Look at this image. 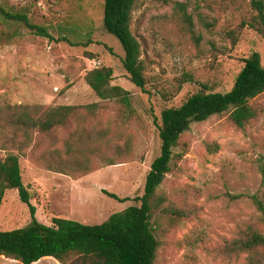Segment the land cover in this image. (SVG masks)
Masks as SVG:
<instances>
[{
	"label": "rangeland",
	"instance_id": "1",
	"mask_svg": "<svg viewBox=\"0 0 264 264\" xmlns=\"http://www.w3.org/2000/svg\"><path fill=\"white\" fill-rule=\"evenodd\" d=\"M251 2L136 0L131 31L145 65L142 92L126 77L120 45L103 29V0H0L5 13L26 15L52 38L35 36L0 15L1 116L8 118L18 107L35 116L76 107L66 129L49 136L34 131L32 148L22 152L0 133V158L18 155L37 222L50 226L60 218L99 225L114 213L139 207L133 200L143 195L160 152V113L200 91L229 92L243 60L253 53L264 67V39L246 25L241 28L257 16ZM88 40L93 44L83 47ZM98 67L113 70L111 83L129 93L128 105L94 95L84 77ZM249 104L257 117L243 129L224 114L191 125L181 136L171 171L152 202L154 264H246L245 254L227 262L218 250L248 225L264 233L261 215L247 198L264 200L258 168L264 158V93ZM64 167L70 168L65 175L52 170ZM103 191L129 201L119 203ZM30 222L17 191H6L0 232Z\"/></svg>",
	"mask_w": 264,
	"mask_h": 264
},
{
	"label": "trees",
	"instance_id": "2",
	"mask_svg": "<svg viewBox=\"0 0 264 264\" xmlns=\"http://www.w3.org/2000/svg\"><path fill=\"white\" fill-rule=\"evenodd\" d=\"M251 1L257 16L241 25V28L246 25L264 39V4L259 0ZM135 2L136 0H103L102 26L122 49L121 65L127 79L144 92L145 65L141 60L140 44L131 31ZM0 15L6 20L22 24L35 36L52 39L45 28L31 24L26 15H10L2 9ZM91 44L92 41L88 40L82 46L88 47ZM84 80L99 100L128 105L129 93L111 83V68H95L85 75ZM263 93L264 67L260 56L253 53L243 60V67L229 92L222 94L200 91L191 95L179 107L164 109L160 113V124H156L160 140L159 155L150 165L143 195L133 200L140 203L139 207L131 206L114 213L99 225H84L60 218H53L50 226L37 222L29 192L22 183L18 155L7 154L0 158V206L5 192L16 190L19 200L29 208L31 216L27 227L0 232V257L21 264H33L43 258H52L59 264H154L158 241L152 223V202L165 176L171 171L174 149L178 147L181 136L191 125L224 114H228L235 127L245 128L257 117L256 110L249 102ZM75 110L76 107L64 105L35 116L30 109L18 107L8 118H3L0 110V133L7 134L9 144L22 152L32 148L34 131L49 136L55 131L66 129ZM69 147H66L68 152ZM58 164L62 167V163ZM64 168L51 169L65 175L70 168ZM258 168L264 177V158L259 160ZM103 194L119 203L129 201L128 198L120 199L106 191ZM231 198L236 200L239 196ZM247 198L260 213L264 224V200L256 195ZM243 254L247 256L246 264H264V233L250 225L241 228L233 239L225 242L218 250V255L227 262Z\"/></svg>",
	"mask_w": 264,
	"mask_h": 264
},
{
	"label": "crops",
	"instance_id": "3",
	"mask_svg": "<svg viewBox=\"0 0 264 264\" xmlns=\"http://www.w3.org/2000/svg\"><path fill=\"white\" fill-rule=\"evenodd\" d=\"M0 262L13 263V264H21V263L16 262V261L10 262L9 259L3 258V257H0ZM33 264H59V263L57 261H55L54 259H52V258H43V259H41L38 262L33 263Z\"/></svg>",
	"mask_w": 264,
	"mask_h": 264
}]
</instances>
